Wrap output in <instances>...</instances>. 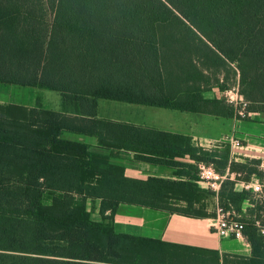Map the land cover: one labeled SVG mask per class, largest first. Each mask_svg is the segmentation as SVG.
<instances>
[{
	"label": "trees",
	"instance_id": "obj_1",
	"mask_svg": "<svg viewBox=\"0 0 264 264\" xmlns=\"http://www.w3.org/2000/svg\"><path fill=\"white\" fill-rule=\"evenodd\" d=\"M43 2L0 0V59L14 64L29 55L22 29L44 23L38 10ZM47 2L54 16L41 69L53 78L28 79L0 66V85L58 92L75 113L0 105V264L127 262L123 256L146 240L115 234L113 221L123 205L205 218L197 207V169L179 159L211 164L220 174L229 169L236 182L264 179L263 160L231 161L228 144L206 150L190 136L96 119L99 100L233 119L235 108L219 98L228 88L206 97L213 89L202 86L209 81L194 57L207 70L236 64L247 112L264 113V0ZM65 132L96 137L112 155L124 150L139 162L187 169L178 174L190 180L128 178L112 156L65 139ZM236 182L223 184L220 204L240 214L253 195L237 192ZM89 201L100 202V222L92 219ZM244 236L253 256L225 264H264V237L254 219Z\"/></svg>",
	"mask_w": 264,
	"mask_h": 264
},
{
	"label": "crops",
	"instance_id": "obj_2",
	"mask_svg": "<svg viewBox=\"0 0 264 264\" xmlns=\"http://www.w3.org/2000/svg\"><path fill=\"white\" fill-rule=\"evenodd\" d=\"M45 91L48 90L40 91L43 92L44 101L40 100L36 106L40 104L44 108L60 112V108H54L53 102H60V107L61 105L63 106L62 95L55 92L58 94L55 97L52 95L46 96ZM215 94L217 93L207 92L206 96L214 98ZM99 101L96 119L190 136L196 145L206 150L228 144L231 151V161L239 162L242 158L264 159V113L247 112L248 120L242 119L236 111L235 117L230 120L215 118L209 115L180 112L177 114L172 113L177 111L170 110H166L169 112L164 113L165 115L154 114V116H158L155 119L156 121L160 120L159 116L165 117V121L167 118L169 119V128H167L142 122L140 119H142L143 114L138 113L136 117L134 116L135 110L126 111L122 117L102 115ZM4 104L21 105L13 101H0V105ZM134 117L137 119H134ZM64 138L83 143L89 146L90 150L94 153L112 156L111 163L124 167L128 178L147 180L148 178L155 177L171 181L190 180V176L187 174H178L181 171L188 173L187 169L161 167L139 162L134 159L133 153L124 150L115 151L114 155H112L110 150L99 147L96 137L65 132ZM232 139L240 141L241 146H233ZM178 161L194 165L198 172L197 175H199V164L201 162L196 164L189 158L179 159ZM221 175L225 179L218 192L210 190L206 184L200 181L197 182L199 188L202 190L197 207H202L201 209L205 210V213L207 212L205 218H191L166 211H155L135 206H120L113 221L115 234L146 240L144 243L131 247L130 253L123 256V259L128 261L121 264H225L237 258L250 259L253 256L252 247L246 237L239 240L221 239L213 228L217 207L221 206V188L227 181L236 182L237 177L236 174L230 173L229 169ZM255 181L256 179H252L250 182L237 181L235 190L237 192L248 191L252 193V191L246 189V185L252 184ZM203 193H209V195ZM252 195L255 198L253 193ZM208 197L212 199L213 205H207ZM179 203L181 206H185V203ZM245 203H249V201ZM259 203L262 202L259 201ZM250 204L248 206H251ZM99 205V201L95 203L92 201L88 202V209L91 212L93 211L92 219L96 222L101 221ZM95 214H98V217H95Z\"/></svg>",
	"mask_w": 264,
	"mask_h": 264
},
{
	"label": "rangeland",
	"instance_id": "obj_3",
	"mask_svg": "<svg viewBox=\"0 0 264 264\" xmlns=\"http://www.w3.org/2000/svg\"><path fill=\"white\" fill-rule=\"evenodd\" d=\"M42 1V0H41ZM43 4L39 6L38 10L40 9L41 11V15L43 17V21L44 23H25V27H23L22 32H24L26 34V39L27 40V44H28V49H29V55L21 60H19V58L14 62V64H12V60L9 57H2L0 59V66L3 68H7L8 66H12L11 69L14 67L15 69L13 70H18V73H20L22 76L27 77L28 79H31V77L34 76H38L41 77L42 79L45 77V79L47 78H53L51 70L47 73L44 74V69H41L42 66V62H46V60H44V57L46 58V54L45 51L47 50V46L44 44V42H46L47 39V35L49 34L50 31V25L51 23H48L51 21V19H53L54 16V11L52 10L50 4L47 2V0H43ZM30 28L34 29L36 31H34L32 34L30 33ZM46 31V33H44ZM195 31V30H194ZM45 34V36H44ZM34 41L37 45L35 46H30V40ZM2 40V38L0 39V41ZM4 40V39H3ZM39 40H43V44L39 41ZM189 40V38H188ZM0 46L3 47V42H0ZM31 50V51H30ZM37 55V56H36ZM37 57V58H36ZM194 59L197 61V63L200 65V68L203 70L204 72V76H205V81H209L208 84H202V86L204 88H209V89H213L211 92L212 93H218L220 90L219 88L221 87H226L228 89H226L224 92L228 91V90H234V89H239V71L237 69V65L236 64H227L224 68H215L212 70H207V68L203 67V65L201 64V61L197 58L194 57ZM41 60V61H39ZM22 62H24L22 64ZM6 71H11V70H6ZM240 91V90H239ZM224 92L220 93L221 95L219 96V98L221 99H225L224 97ZM46 96H54L58 95L55 92H50V91H45ZM43 92H40L38 89H32V88H22V87H4L0 85V101H6V102H16L17 104H21L24 105L29 108H36L37 103L42 100V102L44 101V97H43ZM219 94V93H218ZM218 94H215V96H217ZM207 97V96H206ZM243 97V96H242ZM211 98V97H208ZM244 98V97H243ZM245 99V98H244ZM246 101V99H245ZM227 102V100H226ZM248 102V101H247ZM228 103V102H227ZM60 102L58 103L57 101L53 102V106L54 108H60V112L63 113H70L73 114L75 113V108L72 106H68V107H63L61 105L60 107ZM229 104V103H228ZM7 105V104H4ZM59 106V107H58ZM99 106L101 109V114L105 115V116H123V114L126 111H131V110H135L134 112V116L137 117L138 113H142L143 117L142 119H140L142 122L148 124H152V125H158L161 127H167L169 128V119H168V123H167V119L165 121V117L163 116H159L160 120H155L158 116H154V114H164V113H168L169 111L166 110H162L159 108H151V107H145V106H137V105H132V104H126V103H120V102H114V101H110V100H100L99 101ZM249 103L248 106H246L245 108H241L239 107V110H244V113L249 110ZM48 110H53L50 108H46ZM55 111V110H53ZM138 111V112H137ZM172 113H179V112H172ZM131 114V113H130ZM144 114L145 117H144ZM165 115V114H164ZM136 117H134V119H137ZM244 119V118H242ZM168 125H167V124ZM166 124V125H165ZM264 161V159H263ZM262 169H264V164L262 166ZM241 177H244V175H241ZM256 180H258L257 178H255ZM261 183L264 184V179L261 181L259 180ZM211 190V189H210ZM251 191V190H249ZM206 195H209V193H203ZM205 196V195H204ZM208 202L207 205H213L212 199L208 197ZM46 201H49V199L47 198ZM251 206H248L249 203H244L241 213L238 214L236 211L234 210H229L230 212H235V215L238 216V218L247 223L248 221H253V219L260 218L262 216V214H264V211H262V206L261 203H259V200L252 197L251 199ZM202 208V207H201ZM205 212V210H203ZM207 213V212H206ZM95 217H98V214H95Z\"/></svg>",
	"mask_w": 264,
	"mask_h": 264
},
{
	"label": "built area",
	"instance_id": "obj_4",
	"mask_svg": "<svg viewBox=\"0 0 264 264\" xmlns=\"http://www.w3.org/2000/svg\"><path fill=\"white\" fill-rule=\"evenodd\" d=\"M224 97L227 102L232 105L236 112L244 118L246 112L244 110H239L248 106V103L240 94L239 89L228 90L224 92ZM233 146H241L240 141L232 139ZM199 181L207 185V187L213 191L218 192L220 190L221 184L225 177L218 173L214 166L208 165L206 163L199 164ZM247 190H251L255 198L258 199L262 206V211H264V184L259 180H256L252 184L246 185ZM254 225L257 227L261 235L264 237V214L260 218L254 219ZM216 234L221 239H244V230L246 228V223L241 221L235 212H230L225 210L222 206L217 207L216 217L213 226Z\"/></svg>",
	"mask_w": 264,
	"mask_h": 264
}]
</instances>
